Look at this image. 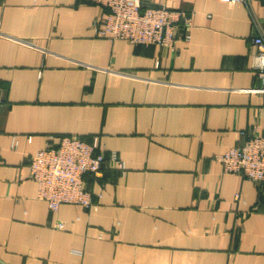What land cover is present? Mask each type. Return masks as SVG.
<instances>
[{
  "label": "crops",
  "instance_id": "0c3cea01",
  "mask_svg": "<svg viewBox=\"0 0 264 264\" xmlns=\"http://www.w3.org/2000/svg\"><path fill=\"white\" fill-rule=\"evenodd\" d=\"M145 1L190 18L172 46L100 36L89 0H0V264H264V182L217 159L264 135V0ZM64 135L126 164L85 174L91 208L37 197Z\"/></svg>",
  "mask_w": 264,
  "mask_h": 264
},
{
  "label": "built area",
  "instance_id": "2783aa9c",
  "mask_svg": "<svg viewBox=\"0 0 264 264\" xmlns=\"http://www.w3.org/2000/svg\"><path fill=\"white\" fill-rule=\"evenodd\" d=\"M108 9L105 18L94 23L100 36L125 39L131 43L172 46L177 37L179 22L190 18L165 3L154 4L145 0H89ZM228 3H247L248 0H221ZM259 27V26H258ZM253 67L264 85V32L259 27L252 37ZM13 148L17 147L14 139ZM217 159L226 172L242 174L257 183L264 182V135L253 134L242 144L219 154ZM113 167L124 174L127 167L118 152L96 151L94 143L81 136H49L42 149L35 152L29 162L30 177L37 184V197L45 200L57 212L66 203L93 206L91 192L86 186L85 174ZM59 228L64 223L58 224Z\"/></svg>",
  "mask_w": 264,
  "mask_h": 264
}]
</instances>
